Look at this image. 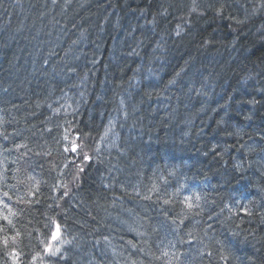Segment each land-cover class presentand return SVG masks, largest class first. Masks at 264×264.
<instances>
[{
    "label": "trees",
    "instance_id": "1",
    "mask_svg": "<svg viewBox=\"0 0 264 264\" xmlns=\"http://www.w3.org/2000/svg\"><path fill=\"white\" fill-rule=\"evenodd\" d=\"M33 1L1 0L10 10L0 17V49H4L2 55L6 59L14 61L15 55L18 60L15 66L10 62L6 67L0 64V75L8 71L10 94L16 101L0 109V264H13L8 250L22 255L17 264H38L35 258L40 257L38 253H42L43 246H39V238L46 241L54 224L64 238L57 256L66 258L68 264H264V225L260 226L264 223L262 189L257 186V194H251L249 188L253 182L250 180L246 194H235L238 182L233 183L235 189L228 194L227 189L232 186L226 185L230 170L226 166L228 155L217 164L214 156L197 157L193 164L198 169L203 170L206 164L213 167L208 179L197 177L187 165L178 173L177 169L168 168L167 163L149 162L146 152H141L143 164L150 171H157L155 174L161 176L157 181L163 180L157 211L151 216L144 213L146 205L132 211L124 201L120 203L127 197L124 196L127 188L114 197L119 200L107 201L102 197L99 209L87 205L84 193L95 182L111 194L115 183L134 180L115 153L108 156L88 149L89 156L81 159L84 163L78 179L68 182L72 183L68 190L74 188L73 203L63 209V217H58L61 224L55 221L58 214L52 210L53 200L48 195L49 188L54 189L58 183L55 179L59 170L51 161V156L59 150L56 135L59 125L53 117L57 113L53 105L58 100L68 102V109L74 112L70 120L77 125L78 133L90 140L116 114L119 151L122 148L130 151L143 141L152 142L145 125L153 116L170 119L173 126L177 124L172 137L185 145L198 129L176 118L186 115V111H195H189L186 105L187 97L194 95L211 111L206 114L198 109L205 123H211L212 117L216 123L219 116L221 126L235 114L238 119L234 125L236 146L247 132L256 136V140H263L259 136L264 134V0H135V4L127 0H76L79 6L86 1L92 3L85 12L81 8L62 12L60 7H54L58 2L75 0H37V8ZM19 21L32 31L37 44L47 51L45 55L26 58L9 41L6 34L11 24ZM179 25V33L174 34ZM153 27L155 33L148 30ZM120 35L131 42L136 54H151L156 49L153 62L134 58L136 67L124 71L125 59L109 52L114 46L121 51L116 43ZM169 49L178 56L177 62L169 57ZM118 61L120 65H116ZM162 61H167L169 67H162ZM195 63L199 75L192 80ZM19 65L33 69L37 66L38 70L22 71ZM204 65L212 66L208 75L218 84L216 91L221 100L215 106L203 100L210 97L207 87H203L208 80ZM221 67L236 71L235 80L224 76L226 70L221 75ZM149 74L162 78L161 90L157 89L156 82L151 88L142 84L135 87L129 78L134 75L136 79H144ZM184 75L189 77L188 85L180 97L171 86L177 84V89ZM122 76H127L126 83ZM2 85L5 90L8 88ZM234 85L240 90H235ZM230 89L241 96L235 105L227 102ZM89 96L93 97L90 105L85 99ZM224 108L227 113H223ZM97 116L101 117L99 123ZM255 144L258 143L255 141ZM255 144L250 141L237 147L235 152L243 159L239 170L245 166L252 168L254 157L260 161L263 149L257 147L254 156L242 152ZM209 145H203L207 153ZM259 145L264 147V142ZM174 147L172 142L167 144L165 155L177 153ZM39 157H46L44 166L37 163ZM10 165L12 170L8 169ZM115 174L121 177L118 181L114 180ZM26 179L32 182L29 186L25 185ZM136 184L141 193L150 191ZM5 197L16 200L12 210L3 204ZM235 200L240 202L237 210L233 205ZM25 219L31 224L26 232L17 231L13 237L1 236V231H14ZM31 247L34 251L29 253L27 248Z\"/></svg>",
    "mask_w": 264,
    "mask_h": 264
},
{
    "label": "bare ground",
    "instance_id": "2",
    "mask_svg": "<svg viewBox=\"0 0 264 264\" xmlns=\"http://www.w3.org/2000/svg\"><path fill=\"white\" fill-rule=\"evenodd\" d=\"M53 1L56 2L58 0H53ZM127 1L130 4H135V0H127ZM176 1L180 2V0H176ZM33 2H34L35 7L37 8L39 6V2L37 0H34ZM5 4L8 5V3H5ZM91 6H92V3L90 1L88 2L86 1L79 6V2L75 0L74 2H71V3L70 2L65 3L61 1V2L56 3L54 7H60L62 9V12H67V11H71L75 9L79 10L80 8L83 9V12H85V10H88ZM9 10L10 9L6 7L0 0V17L3 14L8 13ZM90 22H89V25L91 24ZM98 28H99V24H98ZM6 35L8 36L9 41L13 42L14 46H16L17 48H19L20 50L24 52L26 58L37 57V56L40 57L41 55H45V52H47L45 48H41L37 44V42L32 36V31H30L29 29H26L25 23L21 24L20 21L12 23L10 26L9 34H6ZM116 43L120 45L121 50H123L124 53L126 54L125 56L120 55L122 60L125 59L123 63L126 65V68L124 71L128 72L129 70H131V68L136 67L134 63L132 62L134 58H138L142 61L151 59L153 62L154 55L149 54L148 52H144L143 54H139L137 52L136 54V52L134 51V48L131 45V42L124 36L120 35V39L117 40ZM108 46H109V43H108ZM107 48L108 47L104 49L105 52L108 51ZM3 52H4V49L1 48L0 49V55H1L0 64H3L4 67H6V64L10 62L12 63V65L15 66V63H17L18 58L14 55V57L17 60L15 59L14 61H11L10 59H6L5 55H2ZM167 52H168L169 57L172 58L173 62H177L176 59L178 58V56L173 54L171 49H169ZM124 53H121V54H124ZM114 55H118V54L115 53ZM118 63L120 62L118 61L116 65H120ZM196 65L197 64L195 63V67ZM161 66L169 67V64L167 63V61H162ZM203 67L206 68L207 73L206 72L204 73L206 76H208V80L205 86L207 87L206 93L210 95L208 99L204 98L203 100L209 103V105L215 106L216 103H219V101L221 100L219 91H216V89L218 88V84L215 82L212 75H208L212 71V66L204 65ZM21 68H22V71L28 70L31 72H35V70L36 71L38 70L37 66L34 69L29 66L28 67L21 66ZM50 68L55 71L54 66L50 65ZM235 72L236 71L232 72V69L229 68L228 70L225 71L226 74L224 73V76L227 77L228 75L229 79L233 81L235 80L234 77L237 75V74H234ZM197 73L199 74V72ZM134 75L129 76V78L132 79L133 86L136 87L142 84L145 87L147 86L149 87V84L146 82V80L144 81V79H141V78L136 79ZM188 78L189 77H186L184 75L182 79L179 80V85L177 88L178 90L175 87L177 84L176 85L173 84L171 86L173 91H178L177 95L180 97L183 96L184 90L186 86L188 85V82H187ZM122 80L124 81V83H126L128 81L127 76H122ZM155 82L158 84L157 89L161 90L163 86L159 85V83L163 82L162 78H158V77L154 78V84ZM2 84H5L7 86L10 85V77H9L8 71L0 75V86L3 87V89L0 88V109L1 110L5 109V107L7 106H11L13 103H16V101L12 99L9 86L5 90V87ZM232 87L235 88V90L236 89L240 90L238 86L236 85ZM87 88L88 87L85 88V92H87ZM235 90L230 89V91L228 92V95H227L228 105L230 104L235 105L236 102H239L240 100L241 96H237V92ZM17 91L18 89L15 88V90H13L14 94H16ZM173 91L171 90L172 93ZM85 99L86 101L88 100L89 105L93 104L92 96H89V98H85ZM187 99H188L187 100L188 102L186 103V105L189 107V111H192V110H195V111L193 113H189L186 111V115L185 114L181 115L180 117L176 118V121H179V122L184 121V123L186 121L187 123H192V126L198 129L197 133L195 132L193 133L192 139L188 140L187 142H184L185 145H183L182 141L174 139L172 137V132L174 128L176 129L177 124L173 126V124L169 123L170 119L160 118L156 116H153L152 118L147 119V122L145 125V131L152 138V142H148V141L140 142L139 146L138 144L135 145V147H133L130 151H127V149L125 148H122L119 151L118 147L116 149V152L113 151L115 154H117L116 156L126 165L127 171H129L134 176V180L123 181L121 183H115L113 185L114 190L111 191V194L105 190V188L102 186L101 183L99 184L98 182H95V184L87 188L84 193V198L89 207L95 208V209L101 208V205H99L100 204L99 202L102 197L106 200L108 199L107 201L109 200L111 201L112 199L114 201L119 200L114 197L118 196L119 191L126 190L127 188V191L124 192V196H127V197L123 200H120V203L124 201V205L129 206L132 211L141 209L143 208V206L146 205L148 206V208L144 210V213L148 216L153 215L155 211H157L158 200L159 198H161V195H162L163 180L157 181L156 179L161 177L155 174L157 173V171L152 172L149 169H147V167L143 164L144 160L140 156L141 152H146V158H147V161L149 162L161 161L163 163H167L168 168L177 169L178 173H182L186 167L185 165H187L188 167H191L194 169L197 177L208 178V179L211 178L213 167H211V165L209 166V164H206L205 166H203L204 171L198 169L197 165L193 164V162L197 160V157L198 159H205L207 157L210 158L214 156V160H216L215 162L217 164V162L221 160V158L224 155H228L229 163H226V166L229 167L230 170L227 172V175H228L227 180H232L233 183L238 182L237 183L238 185L236 186L237 189L235 190V194L237 193L236 195L246 194L248 192V185L251 180L250 179L251 168H249L248 166H245L244 169H242L243 171L238 169V167L241 166V161L243 159L241 158V156H239L238 151L237 152L235 151L238 150L237 147L240 148L243 145L250 144V141L253 144H255V141L258 144L264 142L263 141L264 134L262 135L263 137L261 135L259 136V138L263 139L259 141V140H256V136H253L247 132L243 136L244 140L240 141L239 143L237 142V146H236L235 140H234L236 137L235 132H234V125L235 123H238V119L234 117L235 114L233 116H229V119L226 118V120L222 123L221 126L218 123L219 116L217 118L216 123H214L213 117L211 118V123H205L202 118V115L198 112V109L201 108L202 111L206 114L211 113L210 109L206 107L205 104L202 103L196 95L192 97H187ZM67 103L68 102H65L64 100L63 101L58 100L54 102V105H53L57 110V113H55L53 117H54V122L56 121L59 125V129H57L56 131V135L59 137L57 140L59 144V150L57 154L51 156V161H53L52 163H56V166L59 170V175L55 179L58 181L57 187H54V189L49 188L48 195L53 200L52 210L56 214H58L57 219H55V221H57L59 224L62 223V220L59 219L58 217H63L61 214L63 209L67 207H71L73 203L71 192L72 190H74V188L72 187L70 190H68L69 187L72 185V183L68 184L69 181L64 182V187H63V178L67 176L69 170L73 168L71 165V157H75L74 151H77L75 149L79 147V144H82L86 146L88 149H90V152L91 150H94L93 151L94 153L103 152L105 150V146L102 144V140H96V139H99L104 134V132L108 129V126H107L108 120H107L104 123V126H102L96 134L94 133L95 135L93 136V138L95 139L85 140L84 137H82L83 135L78 133L77 125H75L74 123L66 124L65 122L67 121V118L64 115H61L62 113L67 112V109H68ZM226 109L227 108H224L223 113H227ZM98 111H101V109H98ZM107 115L109 116L110 113L106 114L103 117L102 121L108 117ZM95 119H96V122L98 123L101 122L100 116H97ZM116 125H117V122L116 123L114 122L113 129H112L113 133L116 130ZM245 129L248 130V126ZM218 130H220V132ZM92 135L93 134H91V136ZM94 141L98 142L97 147H93ZM171 142L175 146L174 148H176V150L178 151L177 153L172 152V154L166 156L164 149L166 148V145L171 144ZM70 143L72 144L71 147H70ZM207 143L210 144L209 153L205 152V150L203 149V145ZM108 146L110 148L111 143H109ZM125 153H127L128 155ZM45 159L46 157H39L37 160V163L44 166ZM202 162L203 160L200 161V163ZM139 166H140V169L138 170L137 168ZM207 166L209 167H208V170L206 171L205 169H207ZM8 169L12 170V165H10ZM258 174H261V173L254 171L251 174L253 177V180H251L253 182V185L251 188H249V190L251 194H254V190L257 191L258 187H260L262 189L261 191L264 196V174L260 176H258ZM120 178H121L120 176H116L115 174L114 180L118 181ZM155 180L158 182L157 186H155L153 183ZM25 182H26L25 184L26 186H29V184L32 183L29 179H26ZM215 182L218 183L217 180ZM133 183H135L133 186L130 185L129 187H127V185L133 184ZM136 183H139L145 189L150 188V191L148 192V194L141 193L139 186ZM0 187H2L1 184H0ZM218 187H219V193L220 192L222 193L223 188L220 185ZM63 188L67 191V193L63 191ZM61 192H62V196H61ZM3 204L8 206L9 209L12 210L15 204L17 203H16V200L14 201L11 198L5 197L3 200ZM72 211H76V208H73ZM85 223H82V225H85ZM263 225L264 223H262L260 226H263ZM30 226L31 224L28 220L26 219L21 220L18 223L16 230L1 231V236L13 237L15 236L17 231L24 233L28 230ZM54 226H56V224H54ZM85 227H87V225H85L84 228ZM44 241L45 239L43 237H40L38 241L40 243L39 246L43 245ZM27 250L29 253L34 251L32 247L27 248ZM7 254H9L10 257L12 258L11 261L13 264H17V262L20 260V257L22 256L18 254L16 251H10V250L7 251ZM27 258L29 259L28 254H27ZM35 259H37L38 264H68V260L66 258L57 256V255L50 257L47 260H45V262H41V263H40V259L38 256Z\"/></svg>",
    "mask_w": 264,
    "mask_h": 264
},
{
    "label": "rangeland",
    "instance_id": "3",
    "mask_svg": "<svg viewBox=\"0 0 264 264\" xmlns=\"http://www.w3.org/2000/svg\"><path fill=\"white\" fill-rule=\"evenodd\" d=\"M186 25L188 26L189 24L187 23ZM180 26L181 25H179L178 28L176 27V31H175L174 34L179 33ZM148 30H150L151 32L155 33L154 27L153 28H150ZM141 31H143V30H141ZM143 33L144 32H140V34H143ZM117 48H118V46H114V49H111L110 48V51L109 52H112L113 54L116 53L118 55H121L120 52L122 53L123 50H121L119 52ZM150 52H151L152 55H156L157 50L153 48ZM226 69L227 68H225V67H221L220 74H221L222 71H225ZM197 72H198V69H197V66H196V69H195V71L193 73L194 77H192V80L196 78V74H198ZM151 76H153V75L149 74L148 76H145L144 77V81L146 80V82L150 85L149 86L150 88L154 84V78H153L154 76L153 77H151ZM156 77H158V76L156 75L155 78ZM187 82H188V80H187ZM238 83H240V82H238ZM205 86H206V82L203 83V87H205ZM77 105H78V103H77ZM61 115H64L68 119L65 122L66 124H68V121L70 122V124L73 123V121H72L73 119L70 120L71 117L73 118V116H74V112H73L72 109L71 110H70V108L67 109V112L62 113ZM116 117H117L116 114H114L113 116H110L109 117V120L107 121L108 122V124H107L108 129L104 132V134L99 139H96V140H102V144L105 146V150L103 151V153L106 154V155H108V156L113 155L114 154L113 151L116 152V149L118 147V145H117V133L116 132H114V133L112 132L113 125H114V122H115V118ZM84 139L85 140H90V139H87V138H84ZM109 143H111L110 148L108 146ZM258 145L259 144H255V145H253L250 148H245L244 150H242V152L248 153V155H250V153H251V155L254 156V154H255L254 152H255V149L257 147L260 148V149H263L261 151L260 161L256 157H254L255 160L252 163V168H251V173H250V179L251 180H253V177H252L251 174L254 171H257L258 173H261V171H262V174H264V147H260V145L259 146ZM71 146H72V144L70 143V147ZM97 146H98V142L97 141H94L93 147H97ZM75 150H77V151H74L75 152V157H71V162H73V164L74 163H77L79 166L78 165L77 166H74L73 168H71L69 170L67 176H65L63 178V187H64V182H68V181H70L72 179H75V180L78 179L79 170L83 167V163H84V161H82L81 159H83L84 157H88L89 156L88 155V153H89L88 148L86 146L82 145V144H79V147H77V149H75ZM164 151H166V150H164ZM88 160H91V158H88ZM259 162H261V165H260ZM56 170H58V168ZM262 174H258V176H260ZM58 175H59V173L57 174V176ZM32 182L35 183V178H32ZM226 185H228V186H231L232 185L230 188L227 189L228 190V194L230 193L231 190L234 191L233 189H235V185H233V181L232 180H227L226 181ZM63 191H65L67 193V191L64 188H63ZM254 194H257L256 190H254ZM231 195L232 194H230V196ZM61 196H62V192H61ZM232 197H235V196H232ZM230 207H233V205L231 204ZM56 231H57V226H54L52 232L49 235V238L43 244V246H42V253L39 254L40 257L38 256L39 259H40V263L41 262H45V260H47L48 258L56 255L58 253L57 252L58 247L63 244L64 238L61 235L60 230H59V234L56 237V239H53L52 238L53 233L56 232Z\"/></svg>",
    "mask_w": 264,
    "mask_h": 264
},
{
    "label": "snow or ice",
    "instance_id": "4",
    "mask_svg": "<svg viewBox=\"0 0 264 264\" xmlns=\"http://www.w3.org/2000/svg\"><path fill=\"white\" fill-rule=\"evenodd\" d=\"M189 207H191V205H189ZM58 234H59V229H58V227H57V231L53 233L52 238H53V239H56V237L58 236Z\"/></svg>",
    "mask_w": 264,
    "mask_h": 264
}]
</instances>
